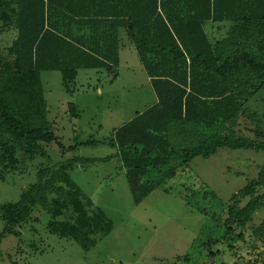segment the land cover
I'll list each match as a JSON object with an SVG mask.
<instances>
[{
    "label": "trees",
    "instance_id": "16d2710c",
    "mask_svg": "<svg viewBox=\"0 0 264 264\" xmlns=\"http://www.w3.org/2000/svg\"><path fill=\"white\" fill-rule=\"evenodd\" d=\"M0 20V32L17 30L0 48V179L19 169L20 154L47 156V144L73 151L94 142L62 144L48 119L41 72L60 71L70 93L80 69L119 66L122 28L157 96L109 140L135 204L198 156L223 147L264 151L260 125L249 128L254 137L240 134L245 115L259 120L246 104L264 88V0H0ZM174 133L184 144L171 139ZM94 160L74 156L42 167L18 202L1 207L0 243L6 234L21 239L20 227L38 207L50 215L51 233L85 251L108 235L114 221L71 176L76 163ZM262 206L264 167L228 204L226 237Z\"/></svg>",
    "mask_w": 264,
    "mask_h": 264
},
{
    "label": "rangeland",
    "instance_id": "374dc122",
    "mask_svg": "<svg viewBox=\"0 0 264 264\" xmlns=\"http://www.w3.org/2000/svg\"><path fill=\"white\" fill-rule=\"evenodd\" d=\"M16 36L15 29L0 32V48L6 49ZM120 38L119 66L80 69L70 93L60 71L41 72L48 119L62 144L68 147L94 142L79 145L73 151L47 144V156L22 158L20 154L19 169L0 179L2 231L5 222L1 207L18 202L22 192L37 182L42 167L74 156L94 158L86 166L76 163L71 176L114 221V229L85 251L75 240L51 233L50 215L38 207L33 211V220L20 227L21 239L13 234L3 237L0 264H262L264 206L243 230L234 226L235 231L228 237L225 220L227 206L235 194L264 167L263 150L223 147L211 156H198L185 173L167 179L165 186L139 205L134 203L116 157L117 147L109 140L115 129L152 105L157 96L123 28ZM73 106L75 112L71 111ZM246 107L249 112H256L259 120L252 121L245 115L248 122L244 117L240 119V134L254 137L249 128L260 125L264 131V88ZM177 135L170 137L173 140L174 136L181 146L184 141ZM108 156L111 158L101 160ZM256 230L261 232L256 234Z\"/></svg>",
    "mask_w": 264,
    "mask_h": 264
},
{
    "label": "crops",
    "instance_id": "0c3cea01",
    "mask_svg": "<svg viewBox=\"0 0 264 264\" xmlns=\"http://www.w3.org/2000/svg\"><path fill=\"white\" fill-rule=\"evenodd\" d=\"M255 96H256V95H255ZM252 98H253V97H252ZM156 101H157V99H156ZM156 101H155V102H156Z\"/></svg>",
    "mask_w": 264,
    "mask_h": 264
}]
</instances>
